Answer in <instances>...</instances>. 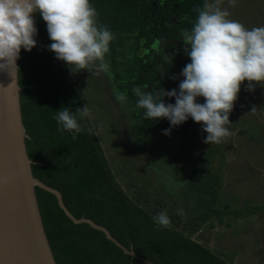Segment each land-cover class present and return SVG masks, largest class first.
<instances>
[{"label":"trees","instance_id":"trees-1","mask_svg":"<svg viewBox=\"0 0 264 264\" xmlns=\"http://www.w3.org/2000/svg\"><path fill=\"white\" fill-rule=\"evenodd\" d=\"M87 17L96 19L112 55L124 56L115 76L120 77L119 88L133 110L140 150L149 154L159 144L161 161L174 175L179 174L183 147L204 89L203 82L197 81L183 92L179 77L188 65L203 60L212 43L205 0L36 1L17 45L21 114L32 174L60 192L73 217L106 228L138 256L131 258L89 224L73 223L54 194L36 187L56 263L148 264L146 259L154 264H230L192 239L214 218L246 217L260 209L217 206L224 154L216 169L208 163L210 153L197 158L199 166L192 172L198 212L184 222L183 230L174 217L141 207L114 178L72 79L64 42ZM180 30L184 38L190 36V42L178 37ZM155 39L180 53L166 59L151 48ZM125 48H129L126 53ZM142 48L148 52L140 54Z\"/></svg>","mask_w":264,"mask_h":264},{"label":"rangeland","instance_id":"rangeland-1","mask_svg":"<svg viewBox=\"0 0 264 264\" xmlns=\"http://www.w3.org/2000/svg\"><path fill=\"white\" fill-rule=\"evenodd\" d=\"M206 2L216 41L203 60L188 65L179 77L183 92L194 88L197 81L203 82L204 89L178 175L161 161L159 144L153 145L149 154L140 150L133 110L119 88L120 77L115 76L124 56L112 55L96 19L87 17L64 38L72 79L114 178L141 207L156 208L180 221V230L198 212L192 170L199 166L197 158L204 159L207 153L211 169H216L225 155L218 207L264 208V0ZM182 38L188 42L190 36ZM151 48L173 52L160 39H155ZM146 52L143 48L139 51ZM185 78L194 81L185 82ZM225 220H210L194 239L207 243L209 238H220L224 225L237 224L234 219L229 224ZM261 223L264 213L240 219L239 224ZM225 261L264 264V260Z\"/></svg>","mask_w":264,"mask_h":264},{"label":"water","instance_id":"water-1","mask_svg":"<svg viewBox=\"0 0 264 264\" xmlns=\"http://www.w3.org/2000/svg\"><path fill=\"white\" fill-rule=\"evenodd\" d=\"M36 1L0 0V264H57L42 223L36 187L54 194L73 223L89 224L131 258H138L106 228L90 219L73 217L60 192L32 174L21 114L17 45Z\"/></svg>","mask_w":264,"mask_h":264},{"label":"crops","instance_id":"crops-1","mask_svg":"<svg viewBox=\"0 0 264 264\" xmlns=\"http://www.w3.org/2000/svg\"><path fill=\"white\" fill-rule=\"evenodd\" d=\"M206 6L211 24V37H212L211 48H213V44H214L213 41H216L214 40L215 30L211 17L212 13L210 10V6L207 5V2H206ZM239 209H243V208H239ZM258 213H264V208H260L255 213H250V215L246 217L234 216V215L223 217L222 219H226L225 224H229V221H231L232 219L236 220L235 223L237 224L230 226L224 225L220 230V233L223 235L220 238H215V237H212L211 239L209 238V242L207 243L203 242L202 239L201 240L194 239L196 234H200L204 231L206 227L205 225L208 224L206 223L194 234L195 236L193 235L192 239L197 243L201 244L202 246L210 249L211 252L214 253L217 257H219L221 260H264V223L256 224V225L239 224L240 219L246 220L249 219L252 215ZM213 228H211V230ZM230 234H231V238H229ZM212 239H214L217 242L215 245H212V243H214ZM231 264H234V262Z\"/></svg>","mask_w":264,"mask_h":264},{"label":"flooded vegetation","instance_id":"flooded-vegetation-1","mask_svg":"<svg viewBox=\"0 0 264 264\" xmlns=\"http://www.w3.org/2000/svg\"><path fill=\"white\" fill-rule=\"evenodd\" d=\"M183 32H182V30H180V32H178V37H180V38H182L183 36ZM160 40H162V39H160ZM171 41V40H170ZM162 43L163 44H165L166 45V47H167V49L168 50H173V52H168L167 50H160L163 54H164V57L167 59V56H175L176 57V55L177 54H179L180 53V51L181 50H178V49H175V48H173V47H170L169 48V45H168V43L166 42V41H163L162 40ZM177 43V42H176ZM214 44H215V41H214ZM177 46H180V44L178 43V44H176ZM165 52H167V53H165ZM164 67V66H163Z\"/></svg>","mask_w":264,"mask_h":264}]
</instances>
